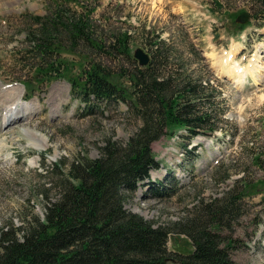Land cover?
<instances>
[{"label": "rangeland", "instance_id": "374dc122", "mask_svg": "<svg viewBox=\"0 0 264 264\" xmlns=\"http://www.w3.org/2000/svg\"><path fill=\"white\" fill-rule=\"evenodd\" d=\"M57 7L72 16L86 11L93 36L103 43L102 48L86 39L73 43L68 29L60 27L56 48L69 70L43 79L34 72V52L31 70L16 63L29 56L30 32L41 25L35 17ZM245 11L252 16L239 26L236 19ZM254 15L253 0H0V89H19L18 96L32 106L27 118L0 131V232L23 227L27 215L44 213L45 198L39 195L48 181L41 176L44 162L72 160L79 154L96 158L107 139L126 142L136 132L140 122L127 102L97 104L87 115L71 79L82 82V67H89V60L118 74L131 72L139 65L135 50L152 54L147 40L160 36L170 46L172 69L213 80L215 105L223 114L212 135L189 139L184 128L171 127L155 141L152 149L159 168L151 170V180L168 183L174 194L158 198L143 183L126 207L177 231L171 223L187 217L201 202L225 201L234 187L238 208L226 218L231 226L225 230L234 264H264V78L256 80L248 73L230 79L220 72L234 73L236 64L245 68L256 57L264 76V18ZM126 32L131 35L128 53L117 43L119 34ZM227 53L233 58L227 59ZM123 82L127 84V78ZM1 96V114L7 113L0 115V127L15 93L7 100ZM242 176L245 184L237 182ZM56 193L48 190L49 196ZM168 248L186 253L193 246L186 235L174 232Z\"/></svg>", "mask_w": 264, "mask_h": 264}, {"label": "trees", "instance_id": "16d2710c", "mask_svg": "<svg viewBox=\"0 0 264 264\" xmlns=\"http://www.w3.org/2000/svg\"><path fill=\"white\" fill-rule=\"evenodd\" d=\"M253 9L254 16L264 18V0H253ZM35 18L41 25L39 31L30 32L29 56L16 64L31 70L34 52V72L43 79L69 70L56 48L60 27L68 29L73 43L86 39L102 48L86 11L72 16L57 7ZM130 37L129 32L119 34L121 52H129ZM147 42L152 52L147 66L136 65L133 71L118 74L89 60L90 66L82 67L81 83L69 77L87 115L93 114L97 104L123 101L140 125L126 142L107 139L96 158L79 154L72 160L44 162L41 176L48 181L39 191L45 198L44 213L27 215L23 227L1 230L0 264H234L225 230L231 226L226 218L238 208L236 188L229 190L225 201L201 202L187 217L171 223L177 231L170 224L155 225L126 207L143 183L158 198L174 194L168 183L151 180V170L159 168L152 149L155 141L171 127L184 128L189 139L212 135L223 114L215 105L212 79L172 69L170 46L160 36ZM246 180L242 176L237 182ZM50 188L56 189L54 196L48 195ZM174 232L186 235L193 249L172 253L168 243Z\"/></svg>", "mask_w": 264, "mask_h": 264}, {"label": "bare ground", "instance_id": "6f19581e", "mask_svg": "<svg viewBox=\"0 0 264 264\" xmlns=\"http://www.w3.org/2000/svg\"><path fill=\"white\" fill-rule=\"evenodd\" d=\"M233 56H234V54H232V53H229L228 54L227 53V59H231V58H233ZM256 61H257V59L255 57V59L253 60V62H251L252 64L249 65V66H246L245 68H239V64H236L234 73L228 71L227 69L226 70L225 69H221L220 72L223 73V74H225L230 79H233V78L234 79H240V78L246 76V74L249 73L252 76H254V78L256 80H260L259 79L260 77H261V79L264 78V76H263V69H260L259 68V65H258V63H256ZM219 62L221 64L223 63L222 61H219ZM16 92H18V94H20V90L19 89L10 90V91H6V92H3V93H2V89H0V94H2L1 99H4V100H7V98L11 97V95L13 93H15V97L12 99L13 100L12 107L10 108V110H8L9 111V114L6 117L7 119L5 120L4 125H2L0 127V131H3L5 128H7L6 126L9 125L10 123H12V122L15 123V121H17L18 119L21 120L22 118H27V116H29L28 109L30 110V108H32V106L30 105V103L25 102V100H24L25 98L21 99L20 96H18V94ZM29 106H31V107H29ZM1 111H3V108L2 109L0 108V115H2L3 117H5L7 112H4V113L1 114Z\"/></svg>", "mask_w": 264, "mask_h": 264}, {"label": "water", "instance_id": "95a60500", "mask_svg": "<svg viewBox=\"0 0 264 264\" xmlns=\"http://www.w3.org/2000/svg\"><path fill=\"white\" fill-rule=\"evenodd\" d=\"M250 16L251 14L249 12H244L239 16L238 21L241 23H247L250 19ZM134 56L139 60L141 66H146L151 62L150 54L143 48H137Z\"/></svg>", "mask_w": 264, "mask_h": 264}]
</instances>
